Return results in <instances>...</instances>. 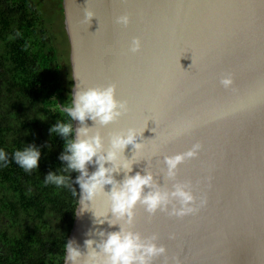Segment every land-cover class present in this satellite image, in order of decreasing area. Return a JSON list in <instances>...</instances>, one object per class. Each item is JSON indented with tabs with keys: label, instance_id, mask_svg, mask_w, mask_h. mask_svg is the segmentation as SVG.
Here are the masks:
<instances>
[{
	"label": "water",
	"instance_id": "95a60500",
	"mask_svg": "<svg viewBox=\"0 0 264 264\" xmlns=\"http://www.w3.org/2000/svg\"><path fill=\"white\" fill-rule=\"evenodd\" d=\"M61 10L70 95L114 84L116 99L128 104L127 114L93 133L99 131L107 149L112 134L144 131L130 175L149 171L171 189L164 158L203 146L178 167L176 182H190L197 204L206 196L207 205L184 218L149 216L137 205L133 230L158 234L168 264L173 257L179 264H264V0H61ZM85 10L94 13L88 23ZM122 15L130 18L126 27L116 23ZM133 38L142 44L135 54ZM228 74L234 83L226 89L220 80ZM86 126L95 127L91 120ZM123 155L132 158L131 145ZM95 170L88 166L90 174ZM114 175L124 178L122 170ZM109 209L100 196L81 211L78 197L67 242L86 256V239L118 231L95 222L94 213ZM154 264H165L164 257Z\"/></svg>",
	"mask_w": 264,
	"mask_h": 264
},
{
	"label": "trees",
	"instance_id": "16d2710c",
	"mask_svg": "<svg viewBox=\"0 0 264 264\" xmlns=\"http://www.w3.org/2000/svg\"><path fill=\"white\" fill-rule=\"evenodd\" d=\"M61 71L32 1L0 0V150L8 157L6 166L0 163V264L64 262L79 186L71 185L78 173L64 172L59 159L65 140L50 132L58 121L72 123L63 111L72 81L64 85ZM27 146L41 154L31 171L12 160ZM50 172L68 177L67 186L45 183Z\"/></svg>",
	"mask_w": 264,
	"mask_h": 264
},
{
	"label": "clouds",
	"instance_id": "9594fccd",
	"mask_svg": "<svg viewBox=\"0 0 264 264\" xmlns=\"http://www.w3.org/2000/svg\"><path fill=\"white\" fill-rule=\"evenodd\" d=\"M84 15L85 22L88 23L94 13L85 10ZM129 22L130 18L127 15H122L116 20V23L125 27ZM141 47V40L133 38L129 51L135 54L141 51ZM233 83L230 74L220 80V84L226 89ZM71 97V104L64 106L63 111L81 126L74 129L72 123L58 121L50 129L51 133L65 140L64 152L59 159L66 165L63 167L64 172L79 173L75 181L71 180V185L75 183L79 186L81 211H87L98 197L107 196L110 209L104 216L94 213L95 222L102 225L106 221L109 227L118 226L119 230L100 231L99 241L86 239L84 241L86 256L82 254L75 241L69 240L64 248L65 264H154L160 257H164L165 264H168L167 249L163 245H158V234L145 237L133 230L134 209L140 205L149 216L162 212L170 217L184 218L198 213L205 207L207 197H200L197 204V197L193 194L190 182H176L178 167L187 160L197 158L202 150V144L197 142L186 152L164 158L166 165L164 176L173 182L171 189H166L157 183L149 171H145V174L137 172L135 175H130L137 156L144 148L143 143H137L144 131L138 134L136 129L129 128L126 132L112 134L107 149L99 131L93 133L94 128L107 127L129 111L126 101L116 99L114 84L106 87L74 89ZM88 120L93 121L95 127H87ZM129 145L133 148L130 160L123 155ZM40 157V151L35 146H27L23 150L15 151L12 160L23 170L31 171L38 168ZM0 163L5 166L8 163L7 154L2 150H0ZM106 164L110 166L106 167ZM89 165L96 168L91 174L88 171ZM121 170L124 178L122 181H117L114 174H119ZM67 180L68 177L65 175L52 172L44 179L45 183L57 187L67 186ZM108 185H111V191L105 192V186ZM73 190V194H76V190L74 188ZM109 212L111 219H108ZM169 239H175V235L170 234ZM172 260L174 264H179L178 258L173 257Z\"/></svg>",
	"mask_w": 264,
	"mask_h": 264
},
{
	"label": "rangeland",
	"instance_id": "374dc122",
	"mask_svg": "<svg viewBox=\"0 0 264 264\" xmlns=\"http://www.w3.org/2000/svg\"><path fill=\"white\" fill-rule=\"evenodd\" d=\"M39 11L53 46L56 48L62 67L61 79L67 85L70 76L68 64L69 47L63 27L61 0H31Z\"/></svg>",
	"mask_w": 264,
	"mask_h": 264
}]
</instances>
